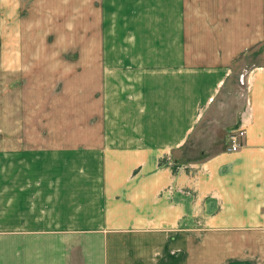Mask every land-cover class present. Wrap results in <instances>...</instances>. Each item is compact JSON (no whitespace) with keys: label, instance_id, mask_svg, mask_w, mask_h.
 <instances>
[{"label":"crops","instance_id":"obj_1","mask_svg":"<svg viewBox=\"0 0 264 264\" xmlns=\"http://www.w3.org/2000/svg\"><path fill=\"white\" fill-rule=\"evenodd\" d=\"M45 2L0 0V40L6 30L7 45H30ZM71 4L75 27L101 37L81 68L99 62L104 90L111 76L132 79L118 90L132 97H121L129 107L113 101L116 118L105 109L100 133L35 149L27 135H0L10 155L0 165V264H264V60L245 72L229 126L245 131L243 146L181 159L239 80L241 53L264 45V0Z\"/></svg>","mask_w":264,"mask_h":264},{"label":"rangeland","instance_id":"obj_2","mask_svg":"<svg viewBox=\"0 0 264 264\" xmlns=\"http://www.w3.org/2000/svg\"><path fill=\"white\" fill-rule=\"evenodd\" d=\"M43 5L50 12L45 15L46 21L40 18L33 22L37 29H29L30 45H7L6 30L0 40V135H27L25 144L30 149L57 145V137L62 140V135L92 134L96 127L95 133L102 132L100 129L107 117L105 109L110 111L113 101L116 105L127 104L129 107V102L123 103L121 97H132L133 92L132 87L126 86L125 94H119V88L132 79L118 76L107 78L108 89L104 90L103 78L97 76L101 73L99 62L94 63L93 69L81 68L86 59L92 62L87 54H96L98 49L101 53L102 47L97 46L101 37L100 31L94 36L82 32L81 22L75 27L71 0H46ZM94 16L99 27L96 11ZM93 37V45H87V40L91 41ZM252 48L241 53L237 63L239 80L233 81L231 91L225 96L221 92L216 104L219 109L211 110L202 123L200 120L186 144L184 152L188 159L184 160H203L214 154L227 144L228 135L235 131L236 128L229 126L235 122L245 98V72L264 60V45ZM13 52L26 55L18 56L14 63L5 61V55ZM11 65L21 68L20 73ZM112 109L110 118H116ZM5 140L0 137V146H3L0 147V165L10 157L5 153Z\"/></svg>","mask_w":264,"mask_h":264},{"label":"built area","instance_id":"obj_3","mask_svg":"<svg viewBox=\"0 0 264 264\" xmlns=\"http://www.w3.org/2000/svg\"><path fill=\"white\" fill-rule=\"evenodd\" d=\"M244 137L245 131L242 129H236L231 134H229V145L227 146V150L232 152L239 150L243 146Z\"/></svg>","mask_w":264,"mask_h":264},{"label":"trees","instance_id":"obj_4","mask_svg":"<svg viewBox=\"0 0 264 264\" xmlns=\"http://www.w3.org/2000/svg\"><path fill=\"white\" fill-rule=\"evenodd\" d=\"M182 160H184V158H181Z\"/></svg>","mask_w":264,"mask_h":264}]
</instances>
